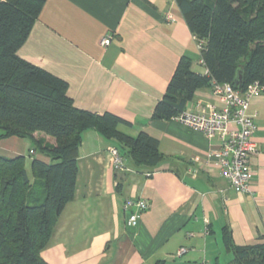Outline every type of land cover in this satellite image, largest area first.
Returning <instances> with one entry per match:
<instances>
[{"label": "crops", "instance_id": "obj_1", "mask_svg": "<svg viewBox=\"0 0 264 264\" xmlns=\"http://www.w3.org/2000/svg\"><path fill=\"white\" fill-rule=\"evenodd\" d=\"M106 37L112 42L104 48ZM194 38L175 0L46 2L19 55L65 80L76 108L120 117L130 123L121 132L148 134L165 156L156 167L129 165L130 172L117 173L109 155L116 141L86 131L75 200L42 252L48 264H229L224 228L237 246L264 243V94L250 106L259 153L250 162L249 194L236 193L210 160L216 140L176 119H152L182 57L194 72L207 73ZM199 104L223 109L209 87L196 92L187 110ZM0 156L27 158L24 139L1 140ZM36 159L51 163L41 154ZM134 199L150 208L131 228L124 205ZM182 248L187 252L179 257Z\"/></svg>", "mask_w": 264, "mask_h": 264}, {"label": "trees", "instance_id": "obj_2", "mask_svg": "<svg viewBox=\"0 0 264 264\" xmlns=\"http://www.w3.org/2000/svg\"><path fill=\"white\" fill-rule=\"evenodd\" d=\"M48 0H0V141L17 137L34 142L51 160L0 156V264H48L42 252L50 245L66 207L75 200L83 134L98 131L114 140L126 165L156 167L164 162L159 142L146 133L136 137L119 130L129 122L75 107L68 83L24 60L19 52ZM201 45L206 74L192 70L184 56L153 111V120L180 117L202 88L229 84L244 93L258 83L264 94V0H175ZM239 71L244 85L236 87ZM36 134L44 135L38 138ZM47 137L55 141L50 144ZM33 152V153H32ZM126 203V202H125ZM223 243L229 264H264V243L237 246L228 228Z\"/></svg>", "mask_w": 264, "mask_h": 264}, {"label": "built area", "instance_id": "obj_3", "mask_svg": "<svg viewBox=\"0 0 264 264\" xmlns=\"http://www.w3.org/2000/svg\"><path fill=\"white\" fill-rule=\"evenodd\" d=\"M111 42L112 39L106 37L100 44L107 48ZM198 48L201 50V45L198 44ZM200 63L204 65L202 61ZM211 92L223 104V109L218 110L212 105L199 104L194 110H186L176 120L192 131L202 133L208 139L218 142L219 148L210 154V160L216 162L221 175L236 193L249 194L253 176L250 162L259 153L258 145L254 141L257 130L256 114L250 113V106L252 99L262 95L263 89L255 83L241 93L229 84L213 82ZM109 154L115 171L119 173L131 171L117 148H110ZM149 208L150 203L145 199L126 201L124 210L128 213V227H136ZM186 252L187 249L182 248L178 256L181 257Z\"/></svg>", "mask_w": 264, "mask_h": 264}, {"label": "rangeland", "instance_id": "obj_4", "mask_svg": "<svg viewBox=\"0 0 264 264\" xmlns=\"http://www.w3.org/2000/svg\"><path fill=\"white\" fill-rule=\"evenodd\" d=\"M201 56L199 55V61H200V58ZM41 134H36V136L38 137V138H40L39 136H40ZM24 145H25V151H26V154H27V169H28V172H29V175L31 176V172H30V168H29V164H30V162H31V160H33V159H35L36 158V156L38 157V155H40V153L39 152H37V154H31L30 152H31V150H34L35 148H36V146H35V144H34V142H32L31 140H24ZM110 155V154H109ZM117 172V171H116ZM117 173H119V172H117ZM32 177V176H31ZM127 201H129V200H127Z\"/></svg>", "mask_w": 264, "mask_h": 264}, {"label": "water", "instance_id": "obj_5", "mask_svg": "<svg viewBox=\"0 0 264 264\" xmlns=\"http://www.w3.org/2000/svg\"><path fill=\"white\" fill-rule=\"evenodd\" d=\"M235 84H236V87L238 89H242V87L244 85V77H243V72L242 71L238 72Z\"/></svg>", "mask_w": 264, "mask_h": 264}]
</instances>
